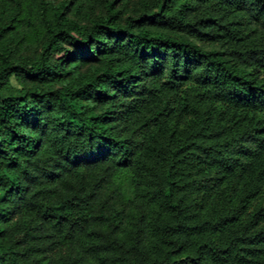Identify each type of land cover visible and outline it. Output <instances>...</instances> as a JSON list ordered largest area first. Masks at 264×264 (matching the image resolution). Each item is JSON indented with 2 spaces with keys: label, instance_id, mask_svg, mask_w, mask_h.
<instances>
[{
  "label": "trees",
  "instance_id": "16d2710c",
  "mask_svg": "<svg viewBox=\"0 0 264 264\" xmlns=\"http://www.w3.org/2000/svg\"><path fill=\"white\" fill-rule=\"evenodd\" d=\"M263 202L264 0H0V264H264Z\"/></svg>",
  "mask_w": 264,
  "mask_h": 264
},
{
  "label": "rangeland",
  "instance_id": "374dc122",
  "mask_svg": "<svg viewBox=\"0 0 264 264\" xmlns=\"http://www.w3.org/2000/svg\"><path fill=\"white\" fill-rule=\"evenodd\" d=\"M46 1L54 3V4H58L59 2L63 0H46ZM66 1L70 3L71 0H66ZM148 1L151 2L153 0H148ZM73 8H74V5H70L68 7L67 12H68L69 17L77 19L82 25H87L91 19L103 18L105 15L103 3H99L92 7H86L82 9L79 15L73 12Z\"/></svg>",
  "mask_w": 264,
  "mask_h": 264
}]
</instances>
